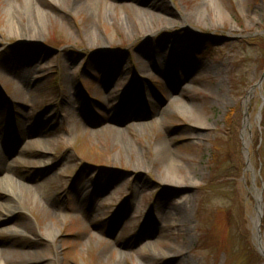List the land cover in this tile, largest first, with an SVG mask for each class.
Returning <instances> with one entry per match:
<instances>
[{
    "label": "rangeland",
    "instance_id": "obj_1",
    "mask_svg": "<svg viewBox=\"0 0 264 264\" xmlns=\"http://www.w3.org/2000/svg\"><path fill=\"white\" fill-rule=\"evenodd\" d=\"M215 1L0 0L4 264L264 263V0Z\"/></svg>",
    "mask_w": 264,
    "mask_h": 264
},
{
    "label": "bare ground",
    "instance_id": "obj_2",
    "mask_svg": "<svg viewBox=\"0 0 264 264\" xmlns=\"http://www.w3.org/2000/svg\"><path fill=\"white\" fill-rule=\"evenodd\" d=\"M214 2L216 3V8H215L216 9V13H215L216 17H223V16H225L226 14L222 10L219 2L218 1H215V0H214ZM213 6L215 7V5H213ZM251 92L252 91H250L246 95V97H245V100H244L245 109L247 108V104L250 101ZM191 113H192L191 114V119L194 122V124L195 125H198V126L199 125H203V120H204L203 119V115L199 111H197L195 109H193V111ZM258 116L260 117V114ZM248 126H249V123H248V119H247V116H246L245 117V120L243 122V135H242V140H243V144L245 146V150H247V152H245V154H246L245 155L246 165H247V167L252 168L251 163L248 160L249 157H248V148H247V146H248V142H249V137H248V135L246 133V128ZM155 148H156L155 152H156V155H157L158 159H162L164 161L166 160L168 162L167 164L172 165L171 163H173V159H171L168 156V154H167L169 150H168V145L166 144V140L163 139L162 141H160L156 145ZM166 171H167V174L170 175V177H173L174 178V176L171 175V171H170L169 168H167ZM4 179H2V181ZM9 181L11 183L13 182V180L10 179V178H9ZM5 183H7V182H5ZM13 185H16V184H13ZM4 187L6 188L7 186L4 185ZM5 190L6 189H4V191ZM255 191H257V192L255 193V195H256V207H255L256 214L253 217V226H254V234H253V237H254V240L256 242V246H257V248L260 251L259 253L262 256V259L264 261V239H263L264 236H263V230L260 227L261 226L262 208H263L262 207V198H261L260 192H258V190L254 187V192ZM45 232H46L47 236L50 239H54L57 236V234H58V232H56V231L50 233L48 230L47 231L45 230ZM3 254L4 253H1V250H0V264H4V258H3L4 256H3Z\"/></svg>",
    "mask_w": 264,
    "mask_h": 264
},
{
    "label": "water",
    "instance_id": "obj_3",
    "mask_svg": "<svg viewBox=\"0 0 264 264\" xmlns=\"http://www.w3.org/2000/svg\"><path fill=\"white\" fill-rule=\"evenodd\" d=\"M263 78H264V74H263V76L261 77V81L263 80ZM261 81H260V82H261ZM257 249H258V248H257ZM258 252H260L259 249H258Z\"/></svg>",
    "mask_w": 264,
    "mask_h": 264
}]
</instances>
